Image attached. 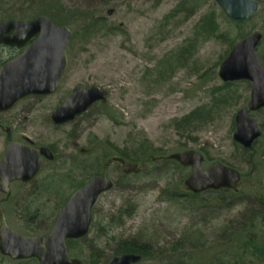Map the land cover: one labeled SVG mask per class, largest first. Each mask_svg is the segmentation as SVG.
<instances>
[{
  "label": "rangeland",
  "instance_id": "rangeland-1",
  "mask_svg": "<svg viewBox=\"0 0 264 264\" xmlns=\"http://www.w3.org/2000/svg\"><path fill=\"white\" fill-rule=\"evenodd\" d=\"M180 1L58 0L67 16L65 25L72 33L67 48L68 64L59 89L46 96H29L0 113V156L7 136L15 141L49 146L55 155L53 160L45 161L33 184L21 187L16 182L10 184L14 196L2 206L10 227L21 234H33L22 227L25 219L20 213L19 199L25 192L35 191L31 208H40L46 220L52 219L61 199H67L77 182H85L95 169L102 171V164L109 158L102 157L105 142L126 148L132 155L145 139L165 156L181 151L177 147L184 144L186 149L204 154V167L220 161L244 172L238 188L247 203L253 200L251 192L264 195V165L258 171L248 172L232 138L235 113L249 99L248 81H236L227 103L192 131L177 129L172 124L173 119L219 96L218 91L214 95L212 91L223 83L218 67L228 49L225 42L216 39L199 40L185 59L177 61L176 51L189 42L194 24L214 0H189L176 14L165 18ZM258 1L257 13L245 22L243 29L249 33L258 30L264 35V0ZM23 2L0 0V17L6 10L13 15L17 8L24 12L27 6ZM25 12L15 18L29 19L37 14ZM62 17L65 16L54 14L55 20ZM100 17L105 26L83 31L84 24ZM218 21L221 30L235 36L234 27L222 18ZM109 26H114L112 31ZM259 51H264V42L258 46ZM168 58L170 63L161 69V63ZM76 84L98 86L107 93L106 101L90 107L72 122L55 125L50 117L52 110ZM252 116L263 125L264 135V112H254ZM167 161L153 173L129 174L127 179L121 178L118 162L108 163L106 174L113 182L118 179L119 182L101 194L92 209L90 230L76 245L75 253H80L81 259L99 249L106 263L114 256L113 249L120 239L142 238L158 247L183 236L190 226L199 228L203 243L211 242L220 223L243 209L241 203L233 210L215 212L213 215L217 217H212L205 212L201 215L183 200L170 201L165 189L185 178L189 169H178L171 160ZM143 166L149 169L150 164ZM0 199H4L1 192ZM121 207L133 211L122 222L117 219ZM31 224L44 227L40 221ZM18 263L37 264V261L14 260L0 253V264Z\"/></svg>",
  "mask_w": 264,
  "mask_h": 264
},
{
  "label": "water",
  "instance_id": "water-1",
  "mask_svg": "<svg viewBox=\"0 0 264 264\" xmlns=\"http://www.w3.org/2000/svg\"><path fill=\"white\" fill-rule=\"evenodd\" d=\"M231 21L244 22L254 17L258 0H214ZM68 26L54 23L47 15L31 19L0 20V43L22 47V51L0 66V112L13 108L29 96L55 93L66 72L67 48L71 39ZM262 33L254 30L237 41L220 62L218 76L223 82L246 80L250 94L246 105L234 116L233 141L249 149L261 135L257 120L251 112L264 108V66L256 48ZM106 92L96 85L76 84L71 93L51 112V121L63 125L85 113L96 102L104 101ZM7 132L8 128H4ZM53 152L47 146L5 139L0 156V192L7 198L10 183L33 180L41 171L44 160H52ZM181 166L189 167L184 179L189 191L237 190L240 171L222 162L203 167V155L194 149L174 152L167 156ZM117 161L124 173H137V163L121 157H110L106 164ZM112 180L105 172L93 175L83 186L75 189L56 213L50 229L42 235L21 234L7 223L0 199V253L14 260L34 258L37 264H84L70 256L66 240L79 239L88 234L92 208L98 197L109 191ZM141 257L134 253L114 255L106 264H136Z\"/></svg>",
  "mask_w": 264,
  "mask_h": 264
},
{
  "label": "trees",
  "instance_id": "trees-1",
  "mask_svg": "<svg viewBox=\"0 0 264 264\" xmlns=\"http://www.w3.org/2000/svg\"><path fill=\"white\" fill-rule=\"evenodd\" d=\"M188 1L189 0H181L165 18L176 14ZM194 1L195 0H192V2ZM23 5L27 6L26 10H30V12H28L29 14H35L37 12L36 15H47L56 24H67V16L63 12L62 7L58 4V0H24ZM25 11L22 12L17 8L14 11L15 15H13L9 13V10H6L1 18L13 19L15 16L21 17L22 15L27 14ZM54 14L64 15L65 17L55 20ZM219 18H222L232 27H234L236 31L235 36L230 37L228 36L229 34L227 31L221 30L218 21ZM244 24L245 22H233L227 19L213 1L210 8L205 11L194 24L193 33L189 42L182 45L176 51V60L178 61L185 59L188 56L187 53L190 51L191 47H193L196 41L207 39H216L221 42H225L228 46V49L225 52L226 55L237 40L242 39L249 33L244 31ZM99 25L105 26V21L101 17L91 20L86 25L84 24L83 31H91L92 29L99 27ZM113 28L114 26H109L108 30L112 31ZM263 42L264 35L258 46H260V44ZM257 54L261 60V63L263 64L264 51H259ZM168 61L170 63L169 58L161 63V69L168 65ZM235 84L236 82H223L221 86L214 88L212 91V95L215 94L214 91H218L219 96H214L211 102L195 108L185 116L179 119H173L172 124L177 129L183 131H192V129L196 126L205 123L206 120L211 118L212 115L218 111V107L227 103V100L231 98L232 95L230 90ZM260 111L264 112V109ZM259 126L261 130H263V125L259 124ZM261 136H263L262 140ZM261 136L255 140L249 149H244L233 141L234 148L237 152H239L240 159L248 166V172L258 171L260 166L264 165L263 133ZM141 144L142 145L139 146L138 149L131 155V153L126 150V148L121 149L109 142H105L106 148L104 147L103 149L102 157L108 158L112 156H119L126 160L134 161L138 164L142 163V166L139 164V172L135 174L142 172L153 173L160 168V165L169 163V161H167V156H165L164 152L160 148L154 147L145 139ZM185 149L186 148L184 144H181L177 147V150ZM170 162L178 169H186V167L180 166L174 160H171ZM145 164H150L149 169H145V166H143ZM101 167L102 170L103 168L106 170V166L104 167V164H102ZM99 172L102 171L95 169L91 172V175ZM241 175L242 176L239 184L243 183L244 172H241ZM120 176L121 178L127 179L129 174L121 172ZM35 179L29 183L33 184ZM183 180L184 178L181 177L178 182L173 183L172 186L169 185L165 189L167 192V198L170 201L183 200L184 202L191 204L190 206L193 208H196L201 215L205 212V215L210 216L212 214V217H217L213 215L215 212L227 209L233 210L235 206L240 205L241 203H244V207L220 223L217 229V234L211 242L203 243L198 232L199 228L190 226L188 228L190 230H186L183 236L158 247L154 246L148 240H144L142 238L130 237L120 239L115 244L113 255H120L123 253L137 254L141 257V259L136 264H264V195L262 193L257 194L255 192H251L250 195L253 200H250L247 203L245 200H243L244 193L242 192V189L239 188L237 190L219 189L206 190L201 193H192L184 186ZM85 182H77V184L73 186V190L84 185ZM117 182H119V179L113 183V187L115 184H117ZM16 183H18L20 187L29 184L22 182ZM204 194L207 196L203 197ZM34 195L35 191L30 193L25 192L24 196L19 199L20 213L25 219L24 223H22V227L25 232L42 234L50 228L55 214L61 208V205L64 204L66 199H61L58 208L51 215L52 219L48 218L46 220V216L41 214L40 208H31ZM13 196L14 194L10 193V195L5 200H2L1 205L5 206V204H8ZM132 212V210H129L126 207H121L117 212V219L122 222L126 216H131ZM36 221L43 222L44 227L40 228V226L37 227L36 225L34 226L31 224ZM84 238L85 237L67 240L66 243L71 256L77 258L82 256L80 253H75V251L76 245ZM81 260L84 262V264H105L103 252L99 249H93L85 259Z\"/></svg>",
  "mask_w": 264,
  "mask_h": 264
},
{
  "label": "flooded vegetation",
  "instance_id": "flooded-vegetation-1",
  "mask_svg": "<svg viewBox=\"0 0 264 264\" xmlns=\"http://www.w3.org/2000/svg\"><path fill=\"white\" fill-rule=\"evenodd\" d=\"M9 18H1L0 20H7ZM22 51V47L9 46L0 43V66L4 64L8 59L14 57Z\"/></svg>",
  "mask_w": 264,
  "mask_h": 264
}]
</instances>
